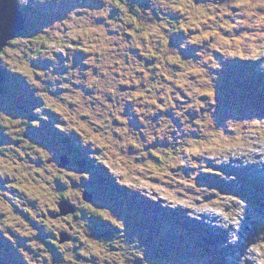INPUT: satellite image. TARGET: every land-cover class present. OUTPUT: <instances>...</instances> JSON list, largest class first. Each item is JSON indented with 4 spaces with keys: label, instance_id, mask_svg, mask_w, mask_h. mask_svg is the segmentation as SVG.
I'll return each instance as SVG.
<instances>
[{
    "label": "rangeland",
    "instance_id": "obj_1",
    "mask_svg": "<svg viewBox=\"0 0 264 264\" xmlns=\"http://www.w3.org/2000/svg\"><path fill=\"white\" fill-rule=\"evenodd\" d=\"M122 2L19 0L20 11L29 17L28 33L13 40L0 59L9 76L0 100V146L7 148L0 154V200H13L27 210L32 202L33 215H51L57 196L70 200L81 216L74 226L83 236L91 230L94 242L99 232L86 226L92 222L88 218H108L122 229L115 246L134 250L129 264H147L148 252L159 256L158 264H264L258 252L264 257V196L233 193L238 186L262 194L248 184L246 173L255 162L245 166L236 161L244 156L251 160L244 146H264V100L257 89H246L245 78L231 85L222 69L231 61L264 63V0ZM132 6L144 17L132 18ZM75 136L87 140L95 153L92 159L83 145L68 150ZM173 144H181L185 156L184 165L171 168L173 155L161 152L164 146L173 151ZM65 153L68 167L61 166V161L69 162ZM70 156L80 163L83 158L84 167L91 162L90 168L71 162ZM48 158L54 162L48 164L52 174H45V188L37 173ZM202 166L209 174L224 170L228 177L207 180ZM258 183L264 191V182ZM110 186L130 190L113 197ZM37 196L54 199L47 206L36 205ZM32 219L17 238L36 236L37 251L44 248L42 259L31 255L33 245L27 241L25 260L48 264L53 251L47 241L53 239H40L41 228ZM1 222L16 227L22 223L19 210L0 202V232L10 234ZM67 226L59 222L46 232L59 233ZM215 228L229 235L214 243L203 241L212 232L219 234ZM2 238L0 264H26L20 254L24 251L9 247L6 253L2 243L9 246L11 239ZM232 243L237 248L230 249ZM216 245L225 254H217ZM60 249L59 256L72 253L69 264H102L119 254L109 253L111 247L103 250L106 256L88 246Z\"/></svg>",
    "mask_w": 264,
    "mask_h": 264
},
{
    "label": "water",
    "instance_id": "obj_2",
    "mask_svg": "<svg viewBox=\"0 0 264 264\" xmlns=\"http://www.w3.org/2000/svg\"><path fill=\"white\" fill-rule=\"evenodd\" d=\"M18 2L19 0H0V54L25 30V17L19 9ZM3 82L4 76L0 71V96L4 93ZM59 209L60 214L53 216V218L75 214L76 212L72 206L66 203H60ZM66 239L67 236L63 235L62 242Z\"/></svg>",
    "mask_w": 264,
    "mask_h": 264
},
{
    "label": "trees",
    "instance_id": "obj_3",
    "mask_svg": "<svg viewBox=\"0 0 264 264\" xmlns=\"http://www.w3.org/2000/svg\"><path fill=\"white\" fill-rule=\"evenodd\" d=\"M122 0H120V2H121ZM123 3H125V0H123V2H122V4ZM138 6H132V15H134V16H136V12H138L139 11V9L137 8ZM26 9H28L27 7H26ZM24 14L26 15V20L28 21V15H27V11H24ZM27 33H28V31H26V30H24L23 32H21L19 35H18V37L17 38H19V37H24V36H26L27 35ZM5 51V50H4ZM3 51V52H4ZM1 55H2V53L0 54V59H1ZM220 67V66H219ZM0 71L2 72V74H3V76H4V82H3V89H4V91L5 92H7V89H6V81H7V79L9 78V76L7 75V72H5L1 67H0ZM258 79H260V76L258 75V77H256V74L255 75H253V78H251V82L252 83H247V84H245V83H242V84H244L245 86H246V89H254V90H256L257 89V91H258V93L257 92H255V94L257 95V96H259V97H261L262 99L264 98V95H262V94H260V92H261V90H262V87H261V85H257V83H253V81H258ZM229 81L231 82V83H234L235 85H237L238 83H239V81L237 82L236 80H233V78H230L229 79ZM233 81V82H232ZM246 92H248L247 90H246ZM5 94V93H4ZM264 100V99H263ZM263 105H264V103H263ZM263 105H261L263 108H264V106ZM262 112L264 113V109L262 110ZM260 116V115H259ZM262 116H264V115H262ZM264 118V117H263ZM255 120V119H254ZM197 140H199V138H197ZM85 142L87 143V140L85 139ZM182 144V143H181ZM181 144H178V145H176L175 146V144H173V151H169L170 150V147L169 146H164L163 147V151L161 152V156H163V157H167V155H168V153L169 154H172L173 155V160H169V163H168V165L169 166H171V168H174V167H177V166H179V165H181V164H184L183 163V158H184V156L185 155H182V153L179 151V149H180V146H181ZM167 151V152H166ZM6 152H7V148H3L2 146H0V154H6ZM49 159H51V158H49ZM82 159V158H81ZM81 161V160H80ZM78 164H79V162H78ZM80 164H84L83 163V161H81V163ZM202 169H205V170H203V173H204V175H203V177L205 176H211V175H209V173L206 171L207 170V168H204V166H202ZM57 176V175H56ZM62 177V176H61ZM64 181V180H63ZM62 185V184H61ZM113 191H115L114 190V188H113ZM118 191H121V189L120 190H118ZM196 192H198V191H196ZM30 210V209H29ZM29 210H23L22 209V211L24 212V213H27L29 216L30 215H33ZM44 213H46V212H43L42 213V211L40 212V214H44ZM132 254H133V252H132ZM131 254V258L133 257V255ZM134 257H138L137 255L136 256H134ZM131 258H130V260H131Z\"/></svg>",
    "mask_w": 264,
    "mask_h": 264
},
{
    "label": "bare ground",
    "instance_id": "obj_4",
    "mask_svg": "<svg viewBox=\"0 0 264 264\" xmlns=\"http://www.w3.org/2000/svg\"><path fill=\"white\" fill-rule=\"evenodd\" d=\"M224 78V76H223ZM220 81V80H219ZM223 82V81H222ZM240 82V80H239ZM5 93V91H4ZM4 93H2V95L0 96V100H1V97L3 96L4 97ZM262 122V121H261ZM264 125V123H261ZM255 142H258L256 139H254ZM253 145V146H252ZM252 145H249V147L247 146H244L246 148H244V152L245 153H248V156L251 157V160H249L248 157H243V161H240V159H237L236 162H238L239 164L243 165L244 163L246 164L245 166H249L248 162L249 161H254L255 164H256V167L254 166L252 170L251 168H249L248 172L246 174H248L249 178L251 179L252 177L254 178H257L259 180H262L264 181V146L263 145H255V143H252ZM255 146V147H254ZM228 163H231L232 160H228L227 161ZM234 162V161H233ZM226 167H231V165H227ZM255 169H257V172H254ZM252 170V171H251ZM228 173V172H227ZM229 176L233 177L235 176L234 173H231L229 174ZM228 177V175L225 176V178ZM258 193V192H257ZM259 194V193H258ZM264 209V208H263ZM136 216V215H135ZM137 217V216H136ZM231 229V228H230ZM238 231V227H237V230L236 232ZM259 252V255H260V258H261V252Z\"/></svg>",
    "mask_w": 264,
    "mask_h": 264
},
{
    "label": "flooded vegetation",
    "instance_id": "obj_5",
    "mask_svg": "<svg viewBox=\"0 0 264 264\" xmlns=\"http://www.w3.org/2000/svg\"><path fill=\"white\" fill-rule=\"evenodd\" d=\"M127 27H128V26H127ZM72 220H73V219L70 218V217H68V218H62V219H61V222H62V223H67V224H68L67 228L69 229L70 227H73V226L71 225V224H72ZM55 226H56V225H52L51 228H53V227H55ZM63 226H64V224H63ZM72 230H73V229H72ZM51 231L56 233V234H55V233L53 234V235L56 237L58 233H57L55 230H51Z\"/></svg>",
    "mask_w": 264,
    "mask_h": 264
}]
</instances>
